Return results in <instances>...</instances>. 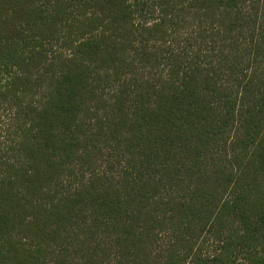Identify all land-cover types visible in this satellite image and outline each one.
Returning <instances> with one entry per match:
<instances>
[{
  "label": "trees",
  "instance_id": "1",
  "mask_svg": "<svg viewBox=\"0 0 264 264\" xmlns=\"http://www.w3.org/2000/svg\"><path fill=\"white\" fill-rule=\"evenodd\" d=\"M0 264H264V0H0Z\"/></svg>",
  "mask_w": 264,
  "mask_h": 264
}]
</instances>
